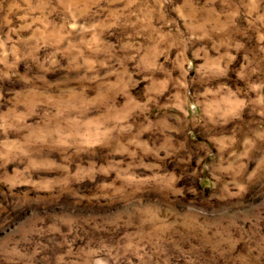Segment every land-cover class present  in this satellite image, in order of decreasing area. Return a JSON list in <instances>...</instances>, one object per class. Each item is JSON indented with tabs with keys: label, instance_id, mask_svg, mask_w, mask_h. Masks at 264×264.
<instances>
[{
	"label": "rangeland",
	"instance_id": "obj_1",
	"mask_svg": "<svg viewBox=\"0 0 264 264\" xmlns=\"http://www.w3.org/2000/svg\"><path fill=\"white\" fill-rule=\"evenodd\" d=\"M0 264H264V0H0Z\"/></svg>",
	"mask_w": 264,
	"mask_h": 264
}]
</instances>
